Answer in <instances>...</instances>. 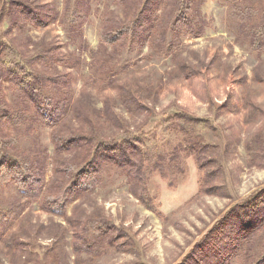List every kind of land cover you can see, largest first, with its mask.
Returning a JSON list of instances; mask_svg holds the SVG:
<instances>
[{"label":"rangeland","instance_id":"1","mask_svg":"<svg viewBox=\"0 0 264 264\" xmlns=\"http://www.w3.org/2000/svg\"><path fill=\"white\" fill-rule=\"evenodd\" d=\"M168 2L187 23L160 41ZM139 3L0 0V69L33 58L43 77L37 104L0 79V264L192 263L228 214L259 195L264 208V44L251 33L263 1L193 0L186 14L162 0L141 27ZM192 141L212 163L207 193ZM123 145L127 170L89 161L93 146L110 158ZM92 220L110 226L104 240ZM243 236L223 264L260 262L264 232Z\"/></svg>","mask_w":264,"mask_h":264},{"label":"trees","instance_id":"2","mask_svg":"<svg viewBox=\"0 0 264 264\" xmlns=\"http://www.w3.org/2000/svg\"><path fill=\"white\" fill-rule=\"evenodd\" d=\"M118 2H120L121 4L127 2L128 0H116ZM140 1V12H139V24L138 26H142L144 23L142 21L143 17L148 15H152L156 12L159 11V9L161 8V1L162 0H139ZM263 1V8H262V12H261V24H258L256 28H253L251 30V33L253 34V41L255 45H263L264 44V0ZM193 0H190V2H188L187 0H176V6L179 5V7L182 8V11H185L186 14L191 13V4H192ZM181 3V6L180 4ZM151 4H153L154 6H152ZM174 6V7H176ZM17 8L19 9V11H21V14H26L29 13L30 15H35L36 13H38L39 15V11L35 10V13L30 10V9H21V5H17ZM37 11V12H36ZM162 13L164 16H162L161 19H158L156 22V29L158 31V39L161 41L162 39H165L167 37V34L165 35V32L167 31L166 29V25H169V31H171L173 29V27H177L180 24H184L185 22L187 23V17L188 14L186 16H182L181 18H183L181 20L180 16H179V12L177 13V10L170 7V4L168 2L167 5L163 4V10ZM164 17V19H163ZM170 19H172V23H170ZM186 20V21H185ZM161 22H163L161 24ZM152 25V24H151ZM154 28V27H153ZM129 34L131 32V28L129 27ZM119 31L113 32L114 35L118 36L116 37L117 41H120L123 37L125 38L127 36V32L122 28H118ZM40 57V56H39ZM35 59V58H34ZM34 61L33 58L30 60H26L25 62H15L13 64V66H9L7 65L8 68H6L5 71H2V68L0 69V79L3 78H8L14 85H16L20 90L25 92V97L26 99L34 104H37L39 101H42V92H41V79H43V77L39 74V72L36 71L35 65H34ZM8 69V70H7ZM61 99H56V97H51V98H47L45 100L46 104L53 103L56 102L59 105H61L62 107L64 106L65 102L64 100ZM53 101V102H52ZM64 103V104H63ZM58 105V106H59ZM198 139V138H196ZM69 141V140H68ZM66 141V142H68ZM64 143V142H63ZM59 146L58 150L60 149V145L57 144ZM124 148H122L119 151V154L115 153L113 154L110 158L109 156H104L101 154V152H98V147L97 146H93V148H91L90 152H91V160H89L91 163L96 164V166L100 165L101 163H105L108 160H112L111 163L119 169H123V170H127L131 160H132V156H130L127 152V149H125L126 146L123 145ZM185 147H191V153L192 155L195 157V159L198 162L199 167H201V173H203L202 176V182L200 185V193L201 192H208V182L210 181L211 178V174L210 171L208 172L207 169L209 168V164H212L211 162H206V160L201 156V154L196 153V144L194 141L189 142L186 144ZM208 146H206L205 144L202 146L201 150L207 149ZM2 142H0V167L3 168L5 166L6 160L8 159V156L6 154H3L2 151ZM129 151V150H128ZM205 155V154H204ZM203 155V156H204ZM123 158V159H122ZM207 159V158H206ZM143 161H141L142 164ZM131 169V168H130ZM161 169V166H160ZM204 169V172H202V170ZM143 173V172H142ZM128 175V174H127ZM136 178H138L139 182H142L143 179V174L141 175H135L133 174ZM4 176L3 173H0V178H2ZM159 176L161 177V173L159 174ZM262 200V195L259 196H255V198L252 201L247 202L245 205L243 204L241 208H238V212L237 215H231L228 214L227 218L224 220L222 219L221 222L219 223L218 226H223V227H219L218 226H214L210 229V231L208 232V234L206 236H204V238L202 237L200 239V241L198 243L195 244L194 246V251L191 253L192 255L194 253L199 255V260L198 261H193L192 263L190 262H186V260H183L182 262H180L179 264H223L221 262V256L223 255V253L230 247V245L232 243H236L238 241H242L243 239H245L243 236L244 234H248V235H252V232L254 230V232H257L258 230L263 231L264 232V208L261 209L259 208V205H257L256 203L258 201ZM146 207L148 208V210L151 211H155L154 208L152 206H148L146 205ZM254 207H256L257 209H255ZM245 208H247V210L251 211V216H253L252 218H250L248 220V224L245 223V215L243 213V211L245 212ZM243 213V214H242ZM255 220V221H254ZM254 221V222H253ZM87 226H91L93 228H96L99 235L103 238V233H108L109 232V228L110 226L106 225L105 222H103L102 220H92V221H88ZM241 226V227H240ZM243 226V227H242ZM239 229H244L243 232H240ZM240 234H239V233ZM219 236L221 237L220 240H222V242L227 241L226 244L221 245L218 244V242L216 240H218ZM120 238V237H119ZM251 239V237L246 241L247 243L249 242V240ZM104 240V238H103ZM101 240V241H103ZM111 243H116L117 241L115 240H110ZM97 251V249H95L93 246L91 247L90 251ZM131 264H141L139 262H135V263H131ZM257 264H264V256L262 257V259L260 260V262H258Z\"/></svg>","mask_w":264,"mask_h":264}]
</instances>
